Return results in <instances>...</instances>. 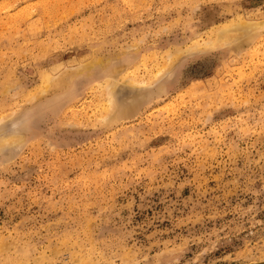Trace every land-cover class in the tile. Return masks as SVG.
Instances as JSON below:
<instances>
[{
	"label": "rangeland",
	"instance_id": "1",
	"mask_svg": "<svg viewBox=\"0 0 264 264\" xmlns=\"http://www.w3.org/2000/svg\"><path fill=\"white\" fill-rule=\"evenodd\" d=\"M1 1L0 137L19 145L0 149V264H264V25L201 50L216 24L264 22V0ZM122 65L164 91L102 127L87 86Z\"/></svg>",
	"mask_w": 264,
	"mask_h": 264
},
{
	"label": "bare ground",
	"instance_id": "2",
	"mask_svg": "<svg viewBox=\"0 0 264 264\" xmlns=\"http://www.w3.org/2000/svg\"><path fill=\"white\" fill-rule=\"evenodd\" d=\"M4 1V0H3ZM1 1V2H3ZM33 1V0H32ZM56 1V0H55ZM34 2V1H33ZM53 2V1H52ZM29 3V2H28ZM37 3V2H36ZM58 3V2H57ZM3 4V3H2ZM1 4V6H3ZM5 4V3H4ZM27 5V4H26ZM23 6V5H22ZM33 6V5H32ZM59 6V5H58ZM7 4L4 5L3 9H6ZM34 8V7H33ZM28 9V8H27ZM30 9V8H29ZM25 9H23L24 11ZM13 12V11H12ZM4 13V12H3ZM23 13V12H22ZM28 13V12H27ZM8 14V15H7ZM6 15L9 16V13H7ZM16 14V11H15ZM46 14V12H45ZM22 15V14H21ZM20 15V16H21ZM27 15V14H26ZM240 15V14H239ZM4 16V15H3ZM18 16V15H17ZM51 16V15H50ZM2 17V16H1ZM0 17V18H1ZM10 17V16H9ZM7 18L10 19V18ZM16 17V16H15ZM28 17V15L26 16ZM6 19V18H5ZM3 19V20H5ZM14 19V17L12 18ZM16 19V18H15ZM14 19V20H15ZM51 19V17H50ZM2 20V21H3ZM45 20V19H44ZM52 20V19H51ZM262 20V19H260ZM247 21V20H243L241 18H239V16H235L234 18H230L229 20H227L225 23L219 24L216 26H220L217 29L213 30V32H211L212 34L205 40H203V44L201 47V50H204L206 48H210V47H215V46H223V45H231V49H235V53H237L240 50V47L247 42H250V40L252 39V37L256 34L258 28H261L264 25L263 20L262 21ZM1 21V20H0ZM6 21V20H5ZM13 20H11L12 23ZM16 21V20H15ZM37 22V21H36ZM9 23V22H8ZM32 23V22H31ZM54 23V22H53ZM5 24V23H4ZM9 25V24H8ZM45 25V24H44ZM54 25V24H52ZM6 26V25H5ZM3 26V27H5ZM13 26V25H12ZM38 26V25H37ZM36 27V26H35ZM212 29V26H211ZM12 30V29H11ZM209 30V29H208ZM207 30V31H208ZM209 33V32H208ZM18 34V33H17ZM201 37V36H200ZM198 38V37H197ZM195 42V40H194ZM50 43V42H49ZM135 44V43H134ZM193 45H195V48L193 47ZM193 45H189L187 46L183 52L187 53V54H193L194 51L198 45L197 42ZM197 46V47H196ZM40 48V47H39ZM130 48V47H129ZM226 48V47H225ZM167 49V48H166ZM165 49V50H166ZM164 50V51H165ZM22 51V50H21ZM134 51V50H133ZM163 51V52H164ZM162 52V53H163ZM1 53V52H0ZM166 53V51H165ZM22 54V53H21ZM161 54V53H160ZM179 54V53H178ZM162 55V54H161ZM173 55V54H172ZM149 55H147L148 57ZM153 56H149L154 57ZM168 56V57H167ZM148 57V58H149ZM167 57V58H166ZM165 59L166 60L163 62H166L167 65L172 64V58L171 55H167L166 54ZM162 58V57H161ZM98 59V58H97ZM96 59V63L98 65H104V63L99 59ZM142 60L144 58H141ZM82 60V58H81ZM108 59H106L105 61L107 62ZM145 60L142 61V66L143 62ZM157 61V60H156ZM175 61V60H174ZM89 62V60L87 61ZM90 64H92V62H90ZM90 64H87L86 61L76 65V67H72L68 70H66L65 68L59 69L55 74H51L48 71H42L40 72V83L37 85L36 89L33 90V92H27L26 94V98L27 100H34V99H38L39 97H41L42 94H44L46 91H48V89L50 88H57V87H62L63 85H66V79H70L72 76H78L80 73H83V75L86 77L87 75L90 74L91 66ZM164 64V63H163ZM161 65L160 67H164L165 65ZM134 67V66H133ZM152 67V66H151ZM156 67V66H155ZM157 67H159L157 65ZM145 68V67H144ZM164 68L161 70H164ZM114 72L116 73H109L107 74L105 77H102L100 80H95V82L93 81L90 85L87 86V89L90 90V88H94V94L98 100H96V108L98 105V110L100 111V115L97 119V121L99 120V123L102 125V127L105 126H110V124L116 123L118 121H121L122 119H127L129 117L134 116L135 113L139 112L143 107L148 106L151 102H152V96H155V98H159V96L161 95L160 92L164 91L163 90V85L160 86L159 88H157L155 91H148V86L146 84L149 85L150 82H147L144 78H140V77H135L131 76V72L128 71L129 67L128 65H122V66H117L116 68H113ZM131 70V69H130ZM159 70V68L157 69ZM167 71V69H166ZM128 72L130 74H128ZM134 72V71H132ZM162 72V71H161ZM160 71L158 72L161 73ZM145 73V72H144ZM149 73V72H148ZM164 73H166L164 71ZM163 73V74H164ZM138 76V75H137ZM154 76V75H153ZM155 76H157V73H155ZM162 75H159V77ZM148 79V78H147ZM151 79V78H150ZM153 79H155L156 82V77H153ZM160 79V78H159ZM151 81V80H150ZM155 82H153V84H155ZM158 82V81H157ZM160 83V82H158ZM191 83V82H190ZM199 83V82H198ZM201 83V82H200ZM192 84V83H191ZM196 85V84H195ZM151 86V85H149ZM193 85H190V87ZM188 87V86H187ZM188 87V88H190ZM194 87V86H193ZM151 88V87H150ZM198 88V87H197ZM126 89V90H125ZM184 89V88H183ZM192 91L194 92L195 90H193V88L191 87ZM162 90V91H161ZM189 89H187L188 91ZM84 91V90H83ZM132 92L133 95L131 96L130 94L128 96H130L132 98V102L127 104L126 102V97L123 98V96L126 94L125 92ZM181 91V90H180ZM179 91V92H180ZM121 92H124L125 94H122ZM138 92L140 94H138ZM166 92V91H165ZM189 92V91H188ZM2 93V92H1ZM131 93V94H132ZM191 93V92H190ZM122 94V95H121ZM127 95V94H126ZM127 96V97H128ZM134 96V97H133ZM128 97V98H130ZM49 102V101H48ZM129 102V101H128ZM44 104V103H43ZM62 107L64 110H66V102H63ZM82 105V104H81ZM39 106V105H38ZM44 106V105H43ZM84 106V105H83ZM3 107V106H2ZM9 107V106H8ZM6 107V108H8ZM1 108V107H0ZM17 109V108H15ZM3 111V113H0V126H4V124H6L7 122L2 121V117L3 119L6 118L7 120V114H4V108L1 109ZM0 110V111H1ZM8 109H6L5 113L7 112ZM11 111H14L11 109ZM66 112V111H65ZM95 112V111H94ZM3 114V116H2ZM12 114V112H11ZM5 115V116H4ZM10 116V115H9ZM10 118V117H8ZM4 122V123H2ZM124 123V122H123ZM3 124V125H2ZM16 125V124H15ZM122 127V126H121ZM0 128H5L4 127H0ZM15 128H17L15 126ZM14 128V129H15ZM8 130V129H7ZM11 130V129H10ZM19 130V128H18ZM6 131V129H5ZM12 131V130H11ZM16 131V130H15ZM0 132L2 133V130H0ZM128 132V131H127ZM8 135H10V132L8 131ZM15 133V132H14ZM13 134V133H11ZM16 134V133H15ZM21 134V133H20ZM17 133V135H20ZM7 135V134H5ZM14 135V134H13ZM4 135H2L3 137ZM20 140L23 138L22 135L19 136ZM1 139V137H0ZM18 136H7V138L3 137L0 140V149L4 150V148L13 146L14 145H19L17 144V140H18ZM25 140V139H24ZM26 141V140H25ZM22 142V141H21ZM30 145V143H28ZM4 145H6L5 147H3ZM12 147L10 149H13ZM17 148V147H15ZM52 148V147H50ZM18 149V148H17ZM1 152V150H0ZM3 240V238H0ZM1 240V242L3 243V241ZM3 247V245L1 244L0 247ZM2 249V248H1ZM0 249V251H2ZM6 248H4L3 250L5 251ZM3 254V253H2Z\"/></svg>",
	"mask_w": 264,
	"mask_h": 264
}]
</instances>
